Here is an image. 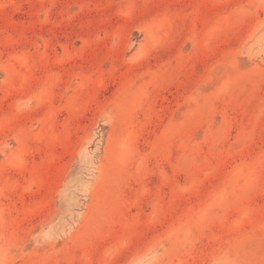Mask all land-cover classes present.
I'll return each instance as SVG.
<instances>
[{
    "label": "rangeland",
    "instance_id": "rangeland-1",
    "mask_svg": "<svg viewBox=\"0 0 264 264\" xmlns=\"http://www.w3.org/2000/svg\"><path fill=\"white\" fill-rule=\"evenodd\" d=\"M0 264H264V0H0Z\"/></svg>",
    "mask_w": 264,
    "mask_h": 264
}]
</instances>
